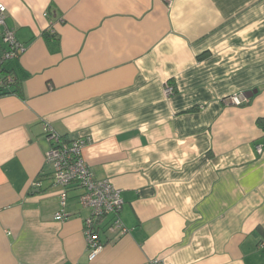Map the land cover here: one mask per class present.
Returning <instances> with one entry per match:
<instances>
[{
  "label": "crops",
  "instance_id": "crops-1",
  "mask_svg": "<svg viewBox=\"0 0 264 264\" xmlns=\"http://www.w3.org/2000/svg\"><path fill=\"white\" fill-rule=\"evenodd\" d=\"M0 3L23 46L1 63L0 264H264V0ZM47 126L121 190L92 262L77 189L53 218Z\"/></svg>",
  "mask_w": 264,
  "mask_h": 264
},
{
  "label": "built area",
  "instance_id": "built-area-1",
  "mask_svg": "<svg viewBox=\"0 0 264 264\" xmlns=\"http://www.w3.org/2000/svg\"><path fill=\"white\" fill-rule=\"evenodd\" d=\"M170 1V0H169ZM6 7L0 3V25L3 27L2 39L8 44L4 51L2 61L12 59L23 50L15 40L14 33L6 27L5 23ZM7 81L11 78L8 76ZM166 95L173 92L171 86L165 85L163 89ZM232 104L242 105L243 98L238 95L231 96ZM50 143L49 149L45 152L44 161L51 168L52 179L55 184L61 187L58 194L59 207L55 211L53 218L64 221L68 217L66 212L68 190L72 187L79 191L77 195L78 203L88 209V216L83 220V234L86 240L87 255L89 261H94L99 253L104 249L105 243L99 238L102 230L114 234V238L126 229L122 225L118 214L122 205L121 190L115 187L107 179L95 178L89 169L83 156V149L89 144L88 137L76 138L65 141L50 126L45 128ZM264 144L258 146L261 151ZM40 180H35L33 186L40 187ZM107 216H111L109 222L104 223ZM151 264H163L158 260Z\"/></svg>",
  "mask_w": 264,
  "mask_h": 264
},
{
  "label": "trees",
  "instance_id": "trees-1",
  "mask_svg": "<svg viewBox=\"0 0 264 264\" xmlns=\"http://www.w3.org/2000/svg\"><path fill=\"white\" fill-rule=\"evenodd\" d=\"M1 65L2 64H0V75H1V77H0V95H5V94H8L11 92V90H8L6 86L7 85H9V86L14 85V83H13V77L11 75H8L7 70L2 68ZM8 76L11 78L10 81L6 80V78Z\"/></svg>",
  "mask_w": 264,
  "mask_h": 264
},
{
  "label": "water",
  "instance_id": "water-1",
  "mask_svg": "<svg viewBox=\"0 0 264 264\" xmlns=\"http://www.w3.org/2000/svg\"><path fill=\"white\" fill-rule=\"evenodd\" d=\"M253 93V92H252ZM252 93L250 92V93H248L247 95H246V97H250L251 95H252Z\"/></svg>",
  "mask_w": 264,
  "mask_h": 264
}]
</instances>
